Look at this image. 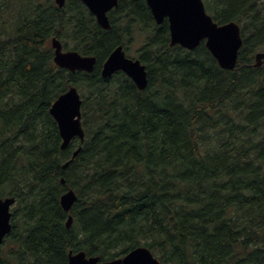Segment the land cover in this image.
Instances as JSON below:
<instances>
[{
    "label": "trees",
    "instance_id": "1",
    "mask_svg": "<svg viewBox=\"0 0 264 264\" xmlns=\"http://www.w3.org/2000/svg\"><path fill=\"white\" fill-rule=\"evenodd\" d=\"M202 1L218 25L241 28L232 71L204 42L170 47L145 0H118L109 31L79 0H0V198L16 199L0 264H68L70 251L103 264L137 247L160 264H264V0ZM136 34L143 91L100 75ZM52 38L95 57L93 72L56 67ZM72 86L85 139L61 150L49 109Z\"/></svg>",
    "mask_w": 264,
    "mask_h": 264
},
{
    "label": "water",
    "instance_id": "2",
    "mask_svg": "<svg viewBox=\"0 0 264 264\" xmlns=\"http://www.w3.org/2000/svg\"><path fill=\"white\" fill-rule=\"evenodd\" d=\"M88 11L94 16L96 23L104 30H110L107 13L117 7L118 0H79ZM136 1V0H133ZM152 17L157 25L162 24L166 19L169 27V46H179L184 50L193 51L201 42L217 62L218 66L226 71L234 70L237 62L238 52L242 46L241 30L239 24L235 22H228L226 24H216L211 16L205 11L202 0H185L172 6L173 11L181 14H189L195 12L196 16L201 20L210 31L217 33H226L228 40L224 45H218L212 42L208 36L200 38H180L173 23V16L168 14L161 15L159 0H145ZM55 4L62 8L65 0H54ZM51 47L54 52V65L60 69H65L71 73L85 72L92 73L95 65V58L92 56H82L76 51H63L62 44L57 38H52ZM71 58V59H69ZM119 62V66L117 64ZM264 64V52H258L255 55V67H260ZM131 67L133 72L127 71ZM123 72L128 78L132 80L139 91H143L147 87V73L145 67L138 59H131L126 57L125 52L121 46L115 48L107 60L104 62L101 69V77L106 79L111 77L116 72ZM71 98L74 103V113L71 116V124L68 122L66 114L61 112V103L66 99ZM81 106L82 99L75 87H70L67 92L60 95L51 105L49 114L55 121L58 127L59 136L61 138L60 149L65 150L70 142L77 138L82 144L85 138V132L81 123ZM81 151V146L72 153L71 158L74 159ZM69 163H65L62 169H66ZM64 183V180H61ZM76 194L73 190H68L60 196L59 205L65 213H69L72 206L76 202ZM15 202V198L7 197L0 199V245L3 239L11 231V207ZM72 217L68 216L65 226L69 229L72 225ZM137 253L142 254L147 264H160L159 260L155 258L149 249L145 247H137L125 256L119 259H114L103 264H128V258ZM99 257H87L84 252L68 253V264H98Z\"/></svg>",
    "mask_w": 264,
    "mask_h": 264
},
{
    "label": "snow or ice",
    "instance_id": "3",
    "mask_svg": "<svg viewBox=\"0 0 264 264\" xmlns=\"http://www.w3.org/2000/svg\"><path fill=\"white\" fill-rule=\"evenodd\" d=\"M183 2H185V0H159L161 6L158 9L161 15L168 14L173 16L176 33L180 38H200L202 36H208L212 42L221 46L227 42L228 36L226 33L210 31L206 25L199 20L194 11L189 14H181L173 11V5ZM117 64L119 66V62H117ZM127 71L133 72L134 69L129 67ZM60 107L61 112L67 115L68 122L71 124V116L74 113L75 107L72 99L66 97ZM128 264H147V261L143 258L142 254L137 253L128 258Z\"/></svg>",
    "mask_w": 264,
    "mask_h": 264
},
{
    "label": "rangeland",
    "instance_id": "4",
    "mask_svg": "<svg viewBox=\"0 0 264 264\" xmlns=\"http://www.w3.org/2000/svg\"><path fill=\"white\" fill-rule=\"evenodd\" d=\"M140 37H143L145 39L144 35L136 34L135 36H133V40L128 45V48H127V51H126V55L128 57H131V58H136L137 57L136 53L138 52V50L142 46V39ZM13 215H14V212H13ZM8 249H9V242L7 241L6 244L1 247V252L2 253L0 252V256L3 257L5 255V253H7L6 251H8Z\"/></svg>",
    "mask_w": 264,
    "mask_h": 264
},
{
    "label": "flooded vegetation",
    "instance_id": "5",
    "mask_svg": "<svg viewBox=\"0 0 264 264\" xmlns=\"http://www.w3.org/2000/svg\"><path fill=\"white\" fill-rule=\"evenodd\" d=\"M120 73H122L121 71H119V72H116V73H114L113 74V77L114 76H116V75H118V74H120ZM123 74V73H122ZM15 206H16V202H15ZM11 223H13V217H11ZM9 235V234H8ZM7 235V236H8ZM7 236L4 238L5 240L2 242V245H1V247L3 246V245H5L6 244V242H7ZM1 247H0V252H1ZM7 253H8V251H6ZM2 253V252H1ZM7 253H5V255L3 256L4 258H6V255H7Z\"/></svg>",
    "mask_w": 264,
    "mask_h": 264
},
{
    "label": "bare ground",
    "instance_id": "6",
    "mask_svg": "<svg viewBox=\"0 0 264 264\" xmlns=\"http://www.w3.org/2000/svg\"><path fill=\"white\" fill-rule=\"evenodd\" d=\"M87 9V8H86ZM213 20V19H212ZM216 23V22H215ZM217 24V23H216ZM136 33V32H135ZM261 33V32H260ZM145 44V43H144ZM126 45V44H125ZM137 54V53H136ZM138 55V54H137ZM54 63V62H53ZM143 65V64H142ZM144 66V65H143ZM145 67V66H144ZM146 70V69H145ZM147 73V72H146ZM71 190V189H70ZM68 191V190H67ZM66 192V191H65ZM64 192V193H65ZM71 216V215H70ZM12 217H13V212H12Z\"/></svg>",
    "mask_w": 264,
    "mask_h": 264
}]
</instances>
